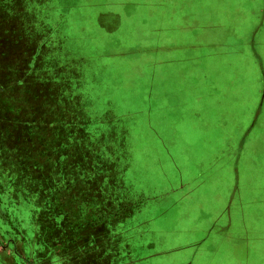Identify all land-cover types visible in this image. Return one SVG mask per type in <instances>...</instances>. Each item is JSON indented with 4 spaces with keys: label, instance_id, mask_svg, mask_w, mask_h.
I'll list each match as a JSON object with an SVG mask.
<instances>
[{
    "label": "rangeland",
    "instance_id": "1",
    "mask_svg": "<svg viewBox=\"0 0 264 264\" xmlns=\"http://www.w3.org/2000/svg\"><path fill=\"white\" fill-rule=\"evenodd\" d=\"M3 1L0 39L4 38V60L8 64L23 60L24 65L19 60L14 70L19 67L28 73L23 88L13 85L0 94L4 96L0 117L6 119L0 134V207L4 208V220L25 229L33 226L25 217L26 210L37 206L60 209L65 227L76 231L75 242L82 238L81 228L110 230L134 206L146 207L113 232L130 233L143 221L153 230L137 234L139 239L135 235V242L132 238L127 243L140 247L131 256L147 254L149 244L160 243L169 224L166 215L155 213L161 210L162 199L169 198L171 188L192 178L198 163L214 161L220 150L223 152L217 162L229 165L232 152L224 145L231 147L236 133L249 127L261 99L262 71L253 61L231 59L228 72L225 57L189 59L199 55L197 49L208 53L215 49L213 45L226 47L232 39L226 36H241L262 56L264 68V0ZM213 17L217 25L201 24ZM138 21L147 22L151 31L132 36L131 23ZM204 43L208 46L201 48ZM149 50L153 54L146 56L144 52ZM98 55L105 60H99ZM153 58L163 62L158 71L152 63L143 65ZM133 59L143 66L132 65ZM238 67H243L239 73L244 84L248 77L241 93L233 82ZM256 74L261 76L258 85ZM97 86L104 93L102 97L117 98L121 112L131 115L117 125L121 126L118 154L107 152L105 135L95 133L101 128L100 121L94 119L101 112ZM247 97L248 105H238L234 114L235 101L245 103ZM237 114L234 128L225 130L222 137L213 136L212 124L219 122V117L228 121ZM204 117L211 119L202 120ZM9 131L17 132L11 136ZM171 163L180 164V170ZM227 174L225 171L219 183L215 176L209 178L201 196H214L216 205L224 203L233 185L227 182ZM70 190L72 200H67ZM92 192L94 196L82 199V194ZM192 196L190 207L183 205L181 212L192 208ZM11 211H16L14 219ZM188 214L192 213H185L186 217ZM4 220L0 216V243L4 236L16 237L8 230L15 227L4 224ZM107 236L97 238L104 241ZM184 236L196 238L194 233ZM88 239H92L90 233ZM180 239L184 237L172 238ZM170 257L157 256L154 261L166 264ZM0 264H4L3 253Z\"/></svg>",
    "mask_w": 264,
    "mask_h": 264
},
{
    "label": "crops",
    "instance_id": "2",
    "mask_svg": "<svg viewBox=\"0 0 264 264\" xmlns=\"http://www.w3.org/2000/svg\"><path fill=\"white\" fill-rule=\"evenodd\" d=\"M3 2V0H0V10L4 7ZM201 22V24L209 26L218 24L214 17L208 18V20L204 19ZM230 32L234 33L235 31ZM235 37L226 36L225 39H232L228 40V45L221 49H218L217 45H213L215 49L209 50L208 53H199L197 49L195 53L199 55H193L189 61L204 60L207 57L215 59L225 57V61L230 66L227 68L228 72L231 70V59L241 62L253 61L255 65H259L262 77L257 74L254 77L257 85L261 80V99L258 109L255 111L249 127L240 129V132L236 133L234 138L237 141L234 139L232 143L230 140L231 147H225L224 145L225 149L231 148L232 154L230 161H228L229 165L221 161L217 162L223 152L220 150L214 161H212V158L203 164L198 163L196 169L193 168V177L183 181L179 187L173 190L171 188L169 198L162 199V211L156 210L155 213L160 212V216L166 215L168 217L167 223L169 224L163 230L165 235H161L160 243L149 244L147 254L133 257L131 255L134 254V251L140 248L136 244L132 245L135 242V235L146 234L149 230L152 231L153 228L146 227L147 224L142 221L137 223L135 226L136 230L132 229L129 231L131 234L128 232L124 234V231L113 232L117 230L116 227L119 228V226L123 225V221L128 222L131 218H135L134 216L146 207L138 208L134 206L133 209H130L128 215L124 219L119 220L110 230H108L109 227L97 229L81 228L79 232L82 238H78L75 242L73 239L76 236V231L68 230L65 227L63 223L64 216L60 214V211H53L52 209L46 211L40 209V207L26 210L27 215L25 217L31 219L33 226L23 229L18 225H13V223L10 224L8 220H4V208L0 207V216L3 218L4 224L9 223L15 228L9 229L8 225L5 226L9 232L12 230L16 235L15 238L4 236L1 239L0 253L4 254V264H141L142 262V264H145L147 261H150V264H156L154 258L163 255L171 256L166 264H264V68L261 61L262 56L258 51L252 48L249 42L243 40L241 36H239V39ZM187 46L192 45L189 44ZM194 46L196 45L194 44ZM199 46L203 48L208 45L204 43ZM3 47L4 45L1 44L0 53H2L1 50L4 52ZM144 53L146 55L153 54L151 50ZM15 57H19V55ZM4 58V55L1 56L0 54V83H4V79H8L9 71H14L11 69H14L19 63V59H14L8 64V61H5ZM98 58H100L99 60H105L104 56L101 55H98ZM160 63V66H162L163 62L160 61ZM199 67H191V69ZM155 68L157 70L156 66ZM242 69L243 67L235 69L237 73L235 74V81H233L236 91H239V93L248 84V77L247 82L244 84L245 81L241 75ZM244 70L246 71L247 68ZM16 73L21 75L19 78L21 80L12 81L9 88L13 87V85H17L18 88L24 87V81L28 77V73L24 74V70L21 73L20 69H16ZM159 78L163 80V73L159 74ZM198 78H201L200 75ZM231 86L229 87L230 89ZM97 88L99 89L100 87L97 86ZM5 90H8V88ZM100 90L101 99L99 104L101 105V112L94 119L102 124H99L101 128L97 129L99 132L96 130L95 133L97 136H100L99 134L105 135L106 139L104 142L107 144L105 147L110 149L108 152L118 154V151H120L118 147V127L121 128V126L117 125L124 123V120L130 118L131 115L128 116L130 113L125 115L121 112V104L117 98H113L111 95L102 97L104 93L101 88ZM10 99L14 101L19 98ZM249 100V97H247L245 103L235 101L236 110L234 114L236 111L238 112V105L240 107H243V104L248 105ZM221 102L220 104H222ZM141 114L147 115V113ZM237 116L238 114L230 116L231 118L228 121L224 116L219 117V122L212 124L213 136L222 137V134H226L225 130L234 128L235 123L233 121ZM210 119L204 117L202 120L209 121ZM247 121H249L248 112ZM104 124H107V127ZM164 146L168 148L165 143ZM246 158L249 159L248 163ZM170 165L176 171L180 170V164L171 163ZM225 171L228 173L227 182H232L233 185L230 184V190L224 199V203L221 201V203L216 205V201L213 200L214 196L209 199L207 194L201 196V192L205 189L209 178L215 176L219 183ZM121 190L123 188L119 187V191ZM68 194L70 199L67 198V200H72L71 190ZM94 195L95 193L93 192L88 195L82 194V199L85 200ZM190 196L194 198L192 208L189 210L184 208L183 212H181L180 208L183 205L190 207ZM14 212L16 211H11L12 219H14V216L16 217ZM185 213L192 214H188L186 217ZM133 232L135 233L132 234ZM89 233L91 240L88 239ZM191 233H194L196 238L190 239L184 236H189ZM104 234H108L106 240H104L105 242L97 238L98 235L102 236ZM181 236L184 237V240H172V238L179 239ZM132 238L134 242L132 244L127 243ZM156 244H160V249L157 252L155 251L157 249L155 247ZM123 245L124 251L122 250ZM123 252L126 256L128 254V256L124 257L125 254L123 255Z\"/></svg>",
    "mask_w": 264,
    "mask_h": 264
},
{
    "label": "trees",
    "instance_id": "3",
    "mask_svg": "<svg viewBox=\"0 0 264 264\" xmlns=\"http://www.w3.org/2000/svg\"><path fill=\"white\" fill-rule=\"evenodd\" d=\"M4 24V9H1L0 10V25H3ZM131 25H134L133 26V32H134V35H132V36H138V37H141V35H143V33H149L151 30H148V29H150L151 27L147 24V22H133V23H131ZM142 25V26H141ZM157 25V24H156ZM137 39V38H136ZM1 44H3L4 45V38L3 39H0V45ZM4 48V47H3ZM130 49H132V48H130ZM2 51V53H0L1 54V56L2 55H4V52H3V50H1ZM19 51H22V50H20L19 49ZM141 53H143V52H141ZM136 55L137 56H140V53H136ZM18 56V55H17ZM146 56H151V55H146ZM135 58H140V57H136V56H134ZM18 58V57H17ZM2 59V58H1ZM154 60H152V62H144V64L143 65H145L146 67H148V65L150 64V63H152L154 66H156V67H158V66H160V60H157L156 58H153ZM20 60V59H19ZM20 62H21V64H23L24 65V62H23V60L21 61L20 60ZM20 62L18 63V64H20ZM132 62V65L133 64H135L136 65V63H137V61H136V59H133V60H131L130 61V63ZM143 65H140V62H138L137 63V66H143ZM144 66V67H145ZM149 67H152L151 65L149 66ZM18 69H19V67H18ZM11 70H14V69H11ZM25 72V71H24ZM21 73H23V70H21ZM24 74H26V72L24 73ZM15 75V76H14ZM20 74L19 73H16V70H14V71H9V77H8V79L6 80V82H5V79H4V83H0V94H1V92L3 91V90H5V89H7L11 84V82L12 81H14V82H16V81H20L21 79H19L20 78ZM23 76V75H22ZM10 78H13V79H10ZM1 82V81H0ZM13 82V83H14ZM1 96V98H0V102L1 103H4V96L3 95H0ZM0 103V107H2V106H4V104H1ZM5 121H6V119H4V116L3 117H0V122L1 123H4V124H2L1 125V123H0V134H3L2 133V126L3 125H5ZM16 123H18V122H16ZM99 124H102V123H99ZM65 126V123H64V125L61 123V127H64ZM8 128H10V129H12V130H16L14 127H12L11 125H8L7 126ZM100 127V126H99ZM10 132V131H9ZM14 132H17V131H14ZM14 132H10V135L11 136H15V133ZM14 133V134H13ZM4 136H7V134L5 135L4 134ZM17 140V139H16ZM103 147V146H102ZM0 148H1V145H0ZM104 148V147H103ZM106 149V148H105ZM106 151L108 152V150L106 149ZM2 184H4V182H2ZM37 192H38V190H37ZM38 207V206H37ZM52 207V206H51ZM44 209H46V210H48L49 211V209H52L53 211H58V210H56V209H54L53 207L52 208H49V207H46V208H44ZM59 211H61L60 209H59ZM60 214H62V213H60Z\"/></svg>",
    "mask_w": 264,
    "mask_h": 264
}]
</instances>
